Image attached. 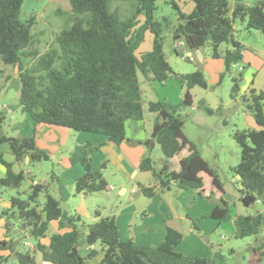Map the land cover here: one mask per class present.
<instances>
[{
	"label": "trees",
	"instance_id": "obj_1",
	"mask_svg": "<svg viewBox=\"0 0 264 264\" xmlns=\"http://www.w3.org/2000/svg\"><path fill=\"white\" fill-rule=\"evenodd\" d=\"M111 0H69L71 7L79 12H87L86 18L74 16L68 25L54 32L53 43L40 52L37 38L29 33L20 18L22 0H0V60L4 64L17 65L20 89L18 101L21 110L29 113L35 123H47L69 127L78 131L103 134L116 144L126 139L125 122L143 119V103L140 76L164 83L175 73L163 50L164 27L174 40L183 38L186 44L197 49L206 44L210 55L222 57L224 69L220 79L231 72L235 63L242 58L243 44L235 39L233 24L236 18L246 19V27L260 31L264 35V0L248 5L242 0H193L194 9L182 12L174 0L177 19L171 23L165 16L155 18L157 0H117L130 5V12L121 15L118 8L110 7ZM153 34L152 48L137 55L136 50L144 39L145 32ZM230 44L223 53L221 43ZM33 59L31 63L23 59ZM185 84L183 98L176 103L163 100L148 101L147 107L156 112L151 138L158 143L163 154L160 170L156 171L149 153L142 156L139 168L152 173L155 184H138L143 195L150 197L157 191L169 190L171 184L181 189H201V172L208 173L213 183L220 187L217 173L210 168L196 144L183 133L184 119L181 109L192 104L190 89L193 86L207 88L208 82L200 68L178 74ZM240 74L232 77L231 98L239 95ZM246 108L253 116L256 127L237 128L232 137L239 146V161L231 167L239 177V192L246 206L260 202L264 207V92L252 89L247 95H240ZM199 106L211 113L201 99ZM4 117L0 116V144L6 142L14 161L38 162L48 159L45 151L35 146L34 136H10L3 130ZM150 141V140H149ZM188 147V154L180 159L178 170L171 169L169 158L182 148ZM98 147L89 141L76 144L69 153L71 162H78L83 173L75 180V192L88 194L107 188V181L100 170L92 168L91 152ZM0 163L5 167V175L0 178L2 186L19 187L25 179V170L14 171L13 162L7 161L0 150ZM26 199L15 195L10 198V206L0 210L7 220H19L20 238L0 241V264H6L9 256L15 264H35L34 249H16L15 242L24 239V231L43 251L44 259L52 264H87L91 250L83 256L77 248V236L81 229L87 230V241H99L104 254L99 264H227L217 263L220 253L207 258L181 253L175 246L184 234L168 227L158 245H142L133 238L121 240L113 215H102L94 210L96 220L82 222L77 214H69L60 206L59 200L48 190L46 184L31 185ZM44 193V202L39 208L37 197ZM210 216L218 220L230 217L226 200L214 206ZM51 220L59 225H68L69 230L55 232L48 243L42 244ZM263 215H239L237 223L240 237L254 236L257 239ZM5 243V247L1 244ZM263 248V241L253 250Z\"/></svg>",
	"mask_w": 264,
	"mask_h": 264
},
{
	"label": "crops",
	"instance_id": "obj_2",
	"mask_svg": "<svg viewBox=\"0 0 264 264\" xmlns=\"http://www.w3.org/2000/svg\"><path fill=\"white\" fill-rule=\"evenodd\" d=\"M26 1L27 4L25 3ZM166 1L170 3V0ZM174 1L182 12L190 13L194 9L195 4L193 0ZM233 3L234 1L232 4ZM33 4L34 0H22L20 18L28 27L29 33L37 38V46H39L40 52H43L53 43L54 32L56 30L52 29L49 25L50 22L46 24L47 28H44V21L41 20L40 17L43 18L44 12L47 11L44 9H37ZM232 4L230 6H232ZM24 6L28 8L25 9ZM54 8L55 11L62 7L57 5ZM69 8H72L71 4L69 0H65L64 9H61V11H65V9ZM72 10L74 9L72 8ZM76 12H78V14L75 16H80L79 11ZM70 20L71 18L66 25L70 23ZM237 20L238 18L235 19L233 24L234 36L236 40L243 44V49L241 60L235 63L232 68H236L237 72L240 74L239 95H247L252 89L264 92V35L258 30L255 31V29L252 28L248 29L246 24L240 27ZM169 35L171 36L170 32ZM172 40L175 54H191L193 59L188 60L194 62L195 68H200L203 71L208 84L210 81L214 82L217 80V77L220 76V73L224 69V62L222 57L214 58L210 55L209 44L197 49H192L189 48L183 38L177 40L172 38ZM152 43L153 34L146 31L144 39L136 50L137 55L150 50L152 48ZM229 47L230 44L228 43L222 48L220 44L219 52L223 53L224 50ZM163 50L170 64L164 44ZM32 61L33 59H23V62L27 63H31ZM19 71L17 65L4 64L0 60V116L4 117L3 130L5 134L10 136L20 137L33 135L35 146L45 151L48 155V159L43 160V162L47 163L38 161L36 162L39 164L37 167L33 165L34 162H28L27 156H25L23 161L15 164L12 160H7L13 162L12 168L14 171H18L20 168L25 170V179L23 181L26 180L28 182L27 189L30 190L29 187L35 183L46 184L49 192L59 200L61 208L71 213V210L62 207L61 204L63 201L67 202L69 198L76 200L77 196H86V194L83 195L82 193L75 192V180L83 173V167L78 162H71L69 153L78 143L89 141L98 144V147L91 152V166L95 170H100L102 176L105 177L107 181V188L105 191L107 193L116 190L117 194L124 198L123 202L120 201L121 199L119 200L120 206L103 214L114 216L118 235L121 240L133 238L137 243L142 245H158L164 238L167 228L173 227L184 234L183 239L175 246L176 251L207 258L214 257L218 251L221 256L217 258V263L236 264L226 261L229 257H226L224 253H222V249L227 247L226 250L229 251L231 255L235 256L237 254L238 251L236 247L231 244V239L241 238L239 225L237 223V217L241 214L232 213L229 208L230 217L226 220H218L210 216V212L219 201L224 199L228 203L226 199L228 196L227 192L219 177L220 187H217L213 183L212 177L208 173L202 171L200 173L203 179V187L201 189H181L172 183L169 190L157 191L150 197L143 195L138 188L139 183L146 186L155 184L152 173L140 169L138 165L142 156L146 153L151 154L158 145V143L151 138V131L157 113H149L150 121L146 123L144 105L147 106V103H143V101L163 100L169 103L179 102L183 98L186 87L185 84L179 80L178 74L187 73L185 71L188 70H177L179 72H176V70L173 69L175 73L171 74L164 83H159L152 80L150 77L145 78L141 75L140 83L141 81L145 82V86H141L144 110L143 119L139 121L127 120L125 122L126 139L118 144L108 140L103 134L73 130L62 125L42 122L35 123L29 113L21 110L18 101L20 89V82L18 79ZM146 87L156 90L157 97L155 100L144 99V95L147 92ZM11 89L13 90V94L11 97H8L7 94ZM4 98H7L9 103H4ZM234 100L237 103H244L240 99V96H237ZM19 111L21 112L18 113ZM9 116L11 117L9 118ZM247 124V127L254 128L257 126L253 116L249 117ZM183 133L188 140L192 141L185 134L184 125ZM0 150L3 156L5 152L11 153L6 142L0 144ZM188 152L189 150L186 146L173 157L169 158L171 169L178 170L180 159L186 156ZM162 162L163 156L159 157V167H154L156 171L160 170ZM27 165H33L32 169L27 168ZM14 166L17 167V170L14 169ZM34 167L36 170H34ZM5 171V167L0 163V178L5 175ZM21 185L19 187H4L0 184V210L8 208L10 206V198L21 193ZM134 188L136 189L135 191H133ZM14 189H16V193H13L12 190ZM26 191L27 190L24 189L22 192ZM211 196L216 202L207 204V201H204L203 197L208 199ZM19 197L21 198V196ZM37 203L41 205L39 196L37 197ZM258 203L261 204L260 202ZM75 211H77V209H75ZM258 211L263 215V221L259 228V235L257 239H251L247 243L249 245L248 250L251 253V261L254 264H262L264 261V247L253 250L256 246L255 243L262 242L260 240L264 237V207L262 206ZM18 224L19 220H7L5 216L0 215V241L20 238ZM218 228H221L223 237L227 238L228 241L224 244L214 245L207 236H209L208 234L211 231H215ZM69 229L70 227L68 225L61 226L58 220H51L48 224L45 236L40 238L39 241L46 245L52 233L64 232ZM24 235H26V238L21 239L19 242H15L14 247L16 249H34V257L37 256L35 264H52L44 259L43 251L42 255H37L39 249L36 248L35 241L27 235L26 231H24ZM203 235H206V238H204ZM253 241L254 243H252ZM76 242L81 255L85 256L89 251H94L91 257L86 258L87 264H99L104 254V248L102 245L97 248L96 242L90 244L87 241L86 229L80 230ZM5 245L4 242L1 244L2 247H5ZM0 252L8 254L9 250L3 248L0 249ZM12 264H15L13 257Z\"/></svg>",
	"mask_w": 264,
	"mask_h": 264
},
{
	"label": "rangeland",
	"instance_id": "obj_3",
	"mask_svg": "<svg viewBox=\"0 0 264 264\" xmlns=\"http://www.w3.org/2000/svg\"><path fill=\"white\" fill-rule=\"evenodd\" d=\"M233 1L234 0H229L230 5ZM242 1L248 5H253L258 0ZM25 3L27 4V1ZM64 3L65 0H34L33 5H35L37 9H44L47 11L44 12L43 18L40 17V19L44 21V28H47L46 24L50 22L49 25L53 30H56L55 32H57L58 30H60V28H62V26H65L67 24L70 18L78 14V12L72 10V8L61 11V9H64ZM57 5L61 6L62 8L54 11V7H56ZM156 5L157 8L154 12L155 18H161L165 16L171 23L176 22V9L169 2H167L166 0H157ZM110 7L118 8L121 15H127L130 12V5L126 2L111 0ZM24 8L26 9L28 7L24 6ZM79 15L86 18L88 16V13L79 12ZM237 22L238 25L242 27V25L246 24V19L241 20L238 18ZM162 34L164 35L163 44L165 47V52L173 69H175L176 72H179L177 70H188L185 72L194 70L195 65L193 61L183 58L180 54H175V50L173 48V40L169 35V27H164ZM224 45H226V43H221V48L224 47ZM238 74L239 73L237 72V69L232 68L231 72L224 75L222 79H220L219 76L217 77V80L214 81L215 83L210 81L207 88H202L197 85L193 86L192 89H190L193 102L191 105L183 107L181 109V113L185 118V134L196 144L203 158L207 161L210 168H212L218 174V177L223 183L228 195L226 199L228 200V205L231 212L245 215L254 214L262 208V205L258 202H255L248 206L242 203V201L240 200V192L238 190L240 186L239 177L231 169V167L236 165L239 161L240 153L239 146L232 137V132L237 128L241 129L247 127L249 117L252 116L244 103H237L234 99L231 98L230 93L232 86V77L237 76ZM139 76L141 77V74H139ZM144 83L145 82L141 81V86H145ZM146 88L147 92L144 95V99L155 100L157 97L156 90L149 87ZM239 96L240 95H238V97ZM201 99H204L206 105L212 109L211 113L206 112L202 106H199V101ZM3 101L4 103H9L7 98H4ZM143 103L147 102L143 101ZM144 110L146 113L145 121L147 123L150 121L149 113L153 112H151L146 105H144ZM20 112L21 111H19L18 113ZM10 117L11 116H9V118ZM150 156L154 161V167L158 168L159 157L163 156L158 145L157 148L151 152ZM4 158L6 160H12L14 164L18 163L14 161V155L10 152H5ZM42 163L47 162H43L42 160ZM33 165H35V167H37V165L39 166V164H37L36 162H34ZM33 165H27V168L32 169ZM35 167L34 170H36ZM14 169L17 170V167L14 166ZM27 188L28 182L25 180L22 182L20 188L21 193L17 195L21 196V198L23 199H26L29 192V189ZM24 189H26L28 192H22ZM12 191L13 193H16V189ZM43 194L41 192L39 195V200L41 201L40 207L44 202ZM123 199V197L117 194L116 190H113L111 193H107L104 189L88 193V195L86 194V196H77L76 200L69 198L67 202L63 201L61 205L64 209L72 211L71 213L68 212L69 214L79 215L81 221L77 222V224L81 225L82 222L91 223L96 220L94 216L95 209H99L101 214L103 215L104 213H108L112 209L120 206V201L123 202ZM203 200L207 201V204L216 202V200L212 196L208 199L206 197H203ZM75 209H77V211H75ZM18 231L20 232L19 228ZM208 235V239L214 245L224 244L228 241L227 238L223 237V231L221 230V228H218L215 231H211ZM203 237L206 238V235H203ZM251 239L253 240L254 236H245L241 238L231 239V244L236 247L238 252L234 256L226 250L227 247L223 248L222 253H224L226 257H229V259H226V261L236 264H254L251 261V253L248 250L249 245L247 244ZM254 241L252 243H254ZM96 243L98 248L101 244L99 241H97ZM262 264H264V261L262 262Z\"/></svg>",
	"mask_w": 264,
	"mask_h": 264
},
{
	"label": "water",
	"instance_id": "obj_4",
	"mask_svg": "<svg viewBox=\"0 0 264 264\" xmlns=\"http://www.w3.org/2000/svg\"><path fill=\"white\" fill-rule=\"evenodd\" d=\"M189 48H190V47H189ZM12 94H13V90L11 89V90L8 92L7 96H8V97H11ZM13 101L16 102L15 100H13ZM181 118L184 119V116H181ZM103 174H105V173H103ZM263 239H264V237H262V240H260V241H263ZM37 255H38V256H39V255H42V251H41V250H38V254H37ZM35 261H37V256L35 257ZM6 264H12V257H11V256L8 257V259H7V261H6Z\"/></svg>",
	"mask_w": 264,
	"mask_h": 264
},
{
	"label": "built area",
	"instance_id": "obj_5",
	"mask_svg": "<svg viewBox=\"0 0 264 264\" xmlns=\"http://www.w3.org/2000/svg\"><path fill=\"white\" fill-rule=\"evenodd\" d=\"M183 58H186V59H193L192 55L191 54H183L182 55ZM136 189L134 188L133 191H135ZM263 247H264V241H263Z\"/></svg>",
	"mask_w": 264,
	"mask_h": 264
}]
</instances>
